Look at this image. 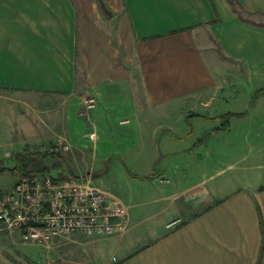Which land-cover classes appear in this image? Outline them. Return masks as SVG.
Here are the masks:
<instances>
[{
    "label": "crops",
    "instance_id": "0c3cea01",
    "mask_svg": "<svg viewBox=\"0 0 264 264\" xmlns=\"http://www.w3.org/2000/svg\"><path fill=\"white\" fill-rule=\"evenodd\" d=\"M233 2L239 14L228 0H0V92L62 99L64 113L79 100L86 124L104 131L198 108L216 88V48L248 80L264 77V0ZM195 205L143 246L127 243L130 227L113 236L103 264H264V187ZM24 255L0 250V264Z\"/></svg>",
    "mask_w": 264,
    "mask_h": 264
},
{
    "label": "rangeland",
    "instance_id": "374dc122",
    "mask_svg": "<svg viewBox=\"0 0 264 264\" xmlns=\"http://www.w3.org/2000/svg\"><path fill=\"white\" fill-rule=\"evenodd\" d=\"M216 49L221 57L211 66L216 88L210 98L197 99L198 108L184 103L166 115L152 114L141 128L130 119L120 128L116 123L113 131L93 130L80 114L79 100L64 113L62 99L51 98L53 105L48 97L0 92V169L12 168L17 153L30 151L47 156L31 172L45 167L53 176H89L125 208L126 240L135 246L162 234L173 215L189 218L207 192L264 187V77L248 80L243 67ZM56 140L69 150L51 154ZM105 140L108 151H97L96 143ZM56 155L64 166L56 163ZM18 178L1 174L0 193ZM110 238L74 234L41 248L21 244L17 234L0 233V250L28 253L23 264H103L112 254Z\"/></svg>",
    "mask_w": 264,
    "mask_h": 264
},
{
    "label": "built area",
    "instance_id": "2783aa9c",
    "mask_svg": "<svg viewBox=\"0 0 264 264\" xmlns=\"http://www.w3.org/2000/svg\"><path fill=\"white\" fill-rule=\"evenodd\" d=\"M93 98L84 101L93 108ZM51 154L68 151L56 140ZM5 154L4 159H9ZM123 205L108 199L89 176H53L35 171L19 177L12 188L0 193V233L18 234L21 244L49 248L73 234L88 238L122 236L128 231Z\"/></svg>",
    "mask_w": 264,
    "mask_h": 264
},
{
    "label": "trees",
    "instance_id": "16d2710c",
    "mask_svg": "<svg viewBox=\"0 0 264 264\" xmlns=\"http://www.w3.org/2000/svg\"><path fill=\"white\" fill-rule=\"evenodd\" d=\"M229 4L233 7V10L239 14L238 9L235 7V3L233 0H228ZM46 155H42L36 152H30V151H25L21 153H17L15 155L14 159V165L12 168H1L0 169V175L3 173H9L11 176L14 177H23L27 176L31 173V169L38 167V165L46 159ZM56 163L60 166H64L63 159L59 156L56 155L54 156ZM41 172H46L47 169L43 167Z\"/></svg>",
    "mask_w": 264,
    "mask_h": 264
}]
</instances>
